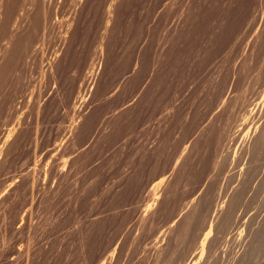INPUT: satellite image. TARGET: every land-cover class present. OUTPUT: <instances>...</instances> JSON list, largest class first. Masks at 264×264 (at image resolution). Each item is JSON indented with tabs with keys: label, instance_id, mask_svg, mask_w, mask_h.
<instances>
[{
	"label": "rangeland",
	"instance_id": "1",
	"mask_svg": "<svg viewBox=\"0 0 264 264\" xmlns=\"http://www.w3.org/2000/svg\"><path fill=\"white\" fill-rule=\"evenodd\" d=\"M0 264H264V0H0Z\"/></svg>",
	"mask_w": 264,
	"mask_h": 264
},
{
	"label": "bare ground",
	"instance_id": "2",
	"mask_svg": "<svg viewBox=\"0 0 264 264\" xmlns=\"http://www.w3.org/2000/svg\"><path fill=\"white\" fill-rule=\"evenodd\" d=\"M76 127L78 128V127H80V125L76 124ZM59 168H60V171L63 172L65 169V164L64 163L60 164Z\"/></svg>",
	"mask_w": 264,
	"mask_h": 264
}]
</instances>
